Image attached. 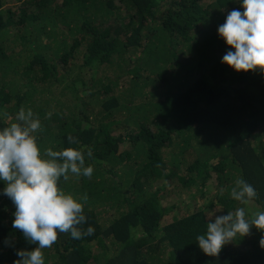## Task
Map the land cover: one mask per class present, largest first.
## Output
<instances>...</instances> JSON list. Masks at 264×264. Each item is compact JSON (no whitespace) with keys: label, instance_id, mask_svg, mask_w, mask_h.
<instances>
[{"label":"trees","instance_id":"trees-1","mask_svg":"<svg viewBox=\"0 0 264 264\" xmlns=\"http://www.w3.org/2000/svg\"><path fill=\"white\" fill-rule=\"evenodd\" d=\"M202 2L0 0V130L30 109L42 157L71 147L93 168L60 178L87 222L79 240L58 232L45 264H264L255 227L216 257L197 245L209 212H264V74L221 63L238 0ZM241 179L257 192L246 205L231 197ZM14 212L0 195V264L36 247Z\"/></svg>","mask_w":264,"mask_h":264},{"label":"clouds","instance_id":"clouds-1","mask_svg":"<svg viewBox=\"0 0 264 264\" xmlns=\"http://www.w3.org/2000/svg\"><path fill=\"white\" fill-rule=\"evenodd\" d=\"M244 11L232 10L225 22L217 29L229 50L221 63L236 72H257L264 74V0H238ZM18 123L0 130V181L4 183L0 195L6 196L15 206L12 228L18 230L29 244L36 247L18 249L14 264H45L42 250L50 248L59 233H70L74 240L82 238L77 225L87 222L83 206L59 187L61 177L68 174L91 178L93 168L85 167L84 154L74 148L61 151L46 149L44 158L33 133L41 125L34 119L33 112L23 108L17 115ZM70 143L75 139L68 137ZM90 156L91 153L89 152ZM257 195L254 187L241 179L231 191V197L241 204H248ZM87 202V195L83 197ZM219 210L209 212L210 221L206 233L197 236L199 249L207 256L216 257L222 248L238 237L249 235L255 227L264 233V212L255 218H246L243 207L235 214L216 215ZM94 229L87 228V235ZM9 244V241H5ZM264 248V235L259 241Z\"/></svg>","mask_w":264,"mask_h":264},{"label":"rangeland","instance_id":"rangeland-1","mask_svg":"<svg viewBox=\"0 0 264 264\" xmlns=\"http://www.w3.org/2000/svg\"><path fill=\"white\" fill-rule=\"evenodd\" d=\"M211 2V0H203V4H207V3H210ZM10 4H11V2H9L8 4H7V6H10ZM84 51V52H83ZM83 51L80 53V54H85V50L83 49ZM80 61H81V59H80ZM187 156H191V155H187ZM187 156H186V158H187ZM191 158H192V156H191ZM73 174L72 173H70V176H72ZM74 186H77L76 184H74ZM194 190H195V188H194ZM181 191H183V190H181ZM180 192V191H179ZM189 195H190V193L188 192V190H187V192H182V194L180 195V196H178V195H172V196H168V197H166V199L164 200L165 202H163V203H166V204H174V203H176V204H180V202H178V201H180V200H187L188 198H189ZM189 207L190 206V203H188V204H185L184 205V209L186 208V207ZM174 213V212H173ZM212 219V218H211ZM169 220V219H168Z\"/></svg>","mask_w":264,"mask_h":264}]
</instances>
